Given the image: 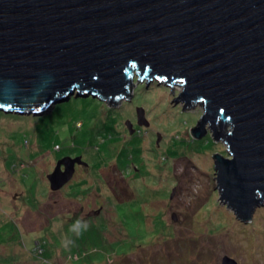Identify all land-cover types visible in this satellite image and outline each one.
Here are the masks:
<instances>
[{
	"label": "rangeland",
	"instance_id": "374dc122",
	"mask_svg": "<svg viewBox=\"0 0 264 264\" xmlns=\"http://www.w3.org/2000/svg\"><path fill=\"white\" fill-rule=\"evenodd\" d=\"M181 88L133 74L116 103L89 94L39 115L0 110V249L35 240L45 264H264V205L243 222L220 200L212 155L226 145L208 123L192 135L203 108H183ZM64 156L81 162L53 189L47 175ZM131 185L137 197L117 205ZM72 216L84 233L68 228Z\"/></svg>",
	"mask_w": 264,
	"mask_h": 264
},
{
	"label": "water",
	"instance_id": "95a60500",
	"mask_svg": "<svg viewBox=\"0 0 264 264\" xmlns=\"http://www.w3.org/2000/svg\"><path fill=\"white\" fill-rule=\"evenodd\" d=\"M133 74L180 84L183 108L201 102L192 135L208 123L226 145L212 155L219 197L251 220L264 205V0H0V110L39 115L89 94L116 103ZM79 162L57 160L50 187Z\"/></svg>",
	"mask_w": 264,
	"mask_h": 264
},
{
	"label": "trees",
	"instance_id": "16d2710c",
	"mask_svg": "<svg viewBox=\"0 0 264 264\" xmlns=\"http://www.w3.org/2000/svg\"><path fill=\"white\" fill-rule=\"evenodd\" d=\"M72 97V96H71ZM136 130V129H135ZM138 131H139V129H138ZM133 133H135V132H133ZM132 134V133H131ZM114 164V163H113ZM114 166L116 167V165L114 164ZM116 169H118L121 173L123 172V171H121L119 168H117L116 167ZM136 172H134V178H137L138 177V174H135ZM123 174V173H122ZM97 175V174H96ZM96 177V176H95ZM86 182V180L85 179H82V181H77L75 184H79V185H83L84 183ZM145 183V182H144ZM129 189H131L130 190V192L129 193H126L125 195L127 196L126 198H124V199H121V200H115L116 201V204L117 205H119V204H122V203H124L126 200H128V199H130L131 198V202H132V199L133 198H135V197H137L135 194L136 193H134L135 192V190H134V185H131L130 187H129ZM39 202V201H38ZM37 202V203H38ZM37 203H35L34 204V206L33 207H35L36 205H37ZM81 219V220H84V219H82L81 217H78V216H72V217H70V221L71 220H73V222L75 221V219ZM147 220V219H146ZM69 222V220L67 219V221H66V223H68ZM147 222V221H146ZM145 222V223H146ZM70 226H68V228L69 229H73V227H72V223H68ZM66 225V224H65ZM74 230V229H73ZM76 231H77V229H76ZM84 231H85V228H83L82 230H81V233H84ZM145 236H147V234H146V231H145V229H143V231H142V237H145ZM41 238V237H40ZM16 240H19V238H16ZM33 241H35V240H33ZM33 241H29V244H30V247H27V245L26 246H23L22 244H20L18 241H16L17 243L15 244L14 243V245H16V247L18 246L19 247V249H15L14 247H11L10 248V254H7V251H5V252H3L1 249H0V264H22V258L23 257H25L26 256V254L28 255V253H29V259L27 258V260H26V263H24V264H45V260L43 259V257H42V254L45 252L44 251V248H42V245H40L39 243L37 244V243H35V242H33ZM35 244V245H34ZM7 249H8V245H7ZM6 249V250H7ZM32 252V253H31ZM52 254L54 253V252H51ZM34 254V255H33ZM55 254V253H54ZM53 256V255H52ZM37 257H40L41 259L39 260V258H37ZM20 259V260H19ZM75 259H78V258H75ZM75 259L74 258H70V260L72 261V262H77V261H75ZM103 259H105L106 260V262L108 261V256H104L103 257ZM91 263H92V261H91ZM73 264V263H72ZM114 264H118V263H115L114 262Z\"/></svg>",
	"mask_w": 264,
	"mask_h": 264
},
{
	"label": "clouds",
	"instance_id": "9594fccd",
	"mask_svg": "<svg viewBox=\"0 0 264 264\" xmlns=\"http://www.w3.org/2000/svg\"><path fill=\"white\" fill-rule=\"evenodd\" d=\"M84 227V228H86L87 227V221H83V220H81V219H77L75 222H74V224L72 225V227L74 228V229H79V227Z\"/></svg>",
	"mask_w": 264,
	"mask_h": 264
},
{
	"label": "flooded vegetation",
	"instance_id": "af4514ba",
	"mask_svg": "<svg viewBox=\"0 0 264 264\" xmlns=\"http://www.w3.org/2000/svg\"><path fill=\"white\" fill-rule=\"evenodd\" d=\"M75 169H76V168H75ZM74 173H75V171H74ZM74 173H73V174H74Z\"/></svg>",
	"mask_w": 264,
	"mask_h": 264
}]
</instances>
